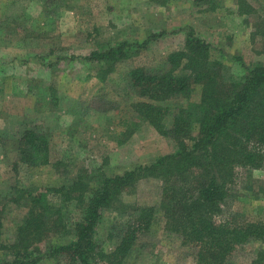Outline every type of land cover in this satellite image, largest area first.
Returning <instances> with one entry per match:
<instances>
[{
	"label": "rangeland",
	"instance_id": "374dc122",
	"mask_svg": "<svg viewBox=\"0 0 264 264\" xmlns=\"http://www.w3.org/2000/svg\"><path fill=\"white\" fill-rule=\"evenodd\" d=\"M239 2L0 0V261L10 255L5 247L14 244L27 214L23 204L16 202L20 191L68 185L77 176L96 189L104 177L122 175L177 151L176 142L134 112L132 105L140 98L130 83L133 68L162 66L171 52L183 47L188 28L211 44L212 57L224 63L227 78L243 76L236 57L247 66H264L263 37L255 26L264 21V0H247L256 11L251 14H240ZM161 33L166 35L118 64L104 82L98 76L101 66L81 59L93 51L143 42ZM200 99L201 87L196 86L189 95L163 105L174 111ZM167 126L171 128L172 120ZM33 128L49 140L50 163L38 168L21 164L18 148L22 133ZM186 143L191 147L193 142ZM160 196L161 182L147 179L124 201L153 206ZM49 198L59 201L57 196ZM70 212L75 219L80 215L78 208ZM118 215L106 211L97 228L96 238L107 252L117 243L110 234ZM223 216L264 221V168L242 172L223 205ZM71 238L51 236L42 247L46 250ZM124 264L196 261L158 216ZM231 264H264V244L253 241L242 246Z\"/></svg>",
	"mask_w": 264,
	"mask_h": 264
},
{
	"label": "trees",
	"instance_id": "16d2710c",
	"mask_svg": "<svg viewBox=\"0 0 264 264\" xmlns=\"http://www.w3.org/2000/svg\"><path fill=\"white\" fill-rule=\"evenodd\" d=\"M162 5L168 0H150ZM212 3L214 0H192ZM248 9V10H247ZM256 12L240 0L239 13ZM264 43V21L255 24ZM166 35L153 34L143 42H122L93 51L83 61L101 66L104 82L118 64L148 48ZM213 47L188 28L182 48L171 52L156 68L136 67L130 83L140 101L134 112L157 132L177 143L174 154L136 166L122 175L104 177L96 189L77 176L68 185L20 191L17 203L27 214L16 241L6 246L10 255L0 264H124L140 239L148 234L158 216L165 230L177 236L196 264H231L236 251L257 241L264 244V221H245L223 216V205L242 172L264 168V66L241 64L239 80L227 78L225 65L212 57ZM73 57L72 59H75ZM201 87V99L186 108L172 110L166 101L189 95ZM172 120V126H167ZM197 132L196 137H193ZM193 143L190 147L186 140ZM20 163L38 168L50 163L49 140L39 129L25 130L19 141ZM147 179L161 182L159 203L153 206L128 204L126 194L136 191ZM57 196L59 201L50 200ZM80 211L78 218L71 210ZM106 211L117 212L111 230L116 245L107 252L96 238ZM115 232H117L115 234ZM3 222L0 216V240ZM72 237L70 241L43 249L51 236Z\"/></svg>",
	"mask_w": 264,
	"mask_h": 264
}]
</instances>
